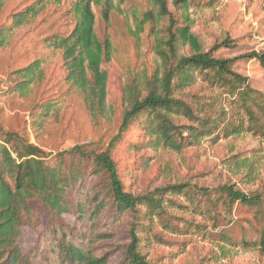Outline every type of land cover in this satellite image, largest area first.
<instances>
[{
    "label": "trees",
    "instance_id": "trees-1",
    "mask_svg": "<svg viewBox=\"0 0 264 264\" xmlns=\"http://www.w3.org/2000/svg\"><path fill=\"white\" fill-rule=\"evenodd\" d=\"M8 1L0 0V9ZM215 2L147 0L139 16L132 11L129 34L139 43L148 28L154 65L149 73L144 69L126 72L119 125L105 148L88 141L45 151L24 134L0 124V264H152L149 250L165 243L160 235L165 232L210 240L225 259L242 252L264 255L260 195L244 193L231 182L213 188L175 182L133 194L126 189L113 157L116 146L134 130L143 134L145 147L155 151L180 153L204 140L215 144L242 135L264 143V94L233 67L247 59L264 69V48L223 57L217 53L232 46L228 35L207 45L195 27L198 14L208 6L213 8ZM62 3L34 0L11 13L0 24V51L19 28L48 6ZM124 3L74 0L67 10L73 20L71 30L43 39L46 48L61 52L64 79L82 94L94 125L113 121L116 114L106 68L115 48L108 35L99 36L95 9L108 23L112 12L125 14ZM44 68L45 60L36 58L11 70L5 92L28 96L44 81ZM199 84L211 94L205 103L184 99V91ZM61 108L55 99L38 102L29 114L31 128L42 133ZM238 208L254 212L256 221L254 226L247 224L248 230L233 217ZM41 214L47 223L33 245L22 251L18 245L21 227L38 225ZM64 215H70L73 222L65 221ZM179 249L185 252L186 245L179 244Z\"/></svg>",
    "mask_w": 264,
    "mask_h": 264
},
{
    "label": "rangeland",
    "instance_id": "rangeland-1",
    "mask_svg": "<svg viewBox=\"0 0 264 264\" xmlns=\"http://www.w3.org/2000/svg\"><path fill=\"white\" fill-rule=\"evenodd\" d=\"M33 1L9 0L0 9V24L7 22L11 13ZM72 1L63 0L59 6H48L32 22L19 28L9 44L0 51V124L7 130L24 134L30 142L50 152L69 149L88 141L97 143L101 149L105 148L119 125L126 72L144 69L149 73L154 65L148 28L141 34L139 43L130 36L128 30V27H133L132 11L139 16L147 7V0H122L125 1L122 6L125 14L112 12L108 23L102 20L99 10L95 9L99 36L108 35L115 48L113 60L106 68L109 74V99L116 114L113 121H101L94 125L82 94L64 79L61 52L48 49L43 43V39L51 34L68 33L71 30L73 20L67 10ZM208 1L211 0H203ZM213 1H216L213 8L208 6L198 14L195 27L196 33L207 45L228 35L232 46L221 48L217 53L223 57H239L264 48V0ZM36 58L45 60L44 81L35 85L26 97L10 94L11 91L5 92L9 86L5 82L8 73ZM233 67L248 78L253 88L264 94V69L258 62L241 59ZM184 92V99L199 100V104L205 103L211 96L210 91L204 92L202 84ZM196 94L201 98L195 97ZM46 99L57 100L62 108L56 119L48 120L42 133H36L30 126L29 114L35 104ZM210 117L208 119L212 120ZM182 124L189 125L186 122ZM142 135L134 130L124 137L113 153L124 176L126 189L131 193L142 195L175 182L211 188L231 182L244 193L260 195L264 203V143L257 138L242 135L221 139L215 144L204 140L198 146L185 148L178 153L171 149L155 151L146 148ZM180 217L192 220L188 216ZM233 217L246 226V230L254 226L256 221L254 212L244 208L233 210ZM63 219L70 224L73 222L70 215H64ZM38 223L21 227L18 245L22 251L33 245L47 223L44 214L38 216ZM208 231L212 232L213 227L209 225ZM160 235L165 243L149 250L152 264H264V255L258 252H242L225 259L210 240L166 232ZM183 243L186 245L185 252L179 249V244Z\"/></svg>",
    "mask_w": 264,
    "mask_h": 264
}]
</instances>
